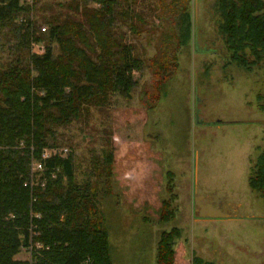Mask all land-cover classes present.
I'll return each instance as SVG.
<instances>
[{"label": "rangeland", "instance_id": "obj_1", "mask_svg": "<svg viewBox=\"0 0 264 264\" xmlns=\"http://www.w3.org/2000/svg\"><path fill=\"white\" fill-rule=\"evenodd\" d=\"M171 2L137 0L132 11L145 20L140 35L117 22L122 42L141 61L130 98L113 94L108 105L86 107L80 118L54 125L44 151L70 158L72 182L92 189L97 218L112 246V264H156L162 234L176 228L175 264H191L193 258L264 264V203L248 186L264 152V67L246 72L231 60L217 28L216 0H177V7ZM20 4L30 7L26 18L47 29L51 19L82 20L84 5L100 8L84 0ZM181 10L189 15L190 34L180 45L176 17ZM43 34L41 42L25 49L15 27L0 28V73L27 63L31 55L42 56L47 46L57 55V44L48 42L47 31ZM164 36L171 40L172 64L165 77L155 78L149 61ZM158 79L162 83L156 89ZM108 154L110 173L104 161ZM60 173L57 168L50 177L60 178ZM195 196L208 197L207 203L212 197L223 199L225 211L234 214L220 210L218 215L231 217L197 219ZM163 202L173 216L161 220ZM14 258L30 261L31 255L21 249Z\"/></svg>", "mask_w": 264, "mask_h": 264}, {"label": "trees", "instance_id": "obj_2", "mask_svg": "<svg viewBox=\"0 0 264 264\" xmlns=\"http://www.w3.org/2000/svg\"><path fill=\"white\" fill-rule=\"evenodd\" d=\"M84 1L98 3L100 8L84 5L82 20L51 19L46 22L48 29L42 31L26 18L29 6L20 0H0V28L15 27L20 47L28 49L41 42L39 35L47 31L48 42L56 43L59 50L54 55L47 46L42 56L31 55L27 63L17 62L0 73V264L113 262L92 189L72 182L70 158L42 159L54 125L80 118L86 107L108 105L113 94L129 99L136 84L133 72L140 69L141 61L132 55V47L122 42L123 35L116 27L118 22L130 33L142 34L145 20L132 11L137 0ZM176 2L171 4L177 7ZM214 7L219 15L217 28L231 60L246 72L263 68L264 0H216ZM176 20L177 43L181 45L189 39V15L181 10ZM170 42V37L160 38L161 48L149 61L155 78L170 71ZM161 83L158 79L156 89ZM104 161L110 173L111 154ZM33 162L42 163L43 171L34 172ZM255 167L248 186L264 203V152ZM57 168L60 178L52 179ZM162 205L161 220L167 214L171 218L172 212L165 210L168 203ZM179 234L178 228L162 234L156 264L176 263L172 238L178 239ZM21 249L30 252V261L14 258ZM191 264L212 263L193 258Z\"/></svg>", "mask_w": 264, "mask_h": 264}, {"label": "water", "instance_id": "obj_3", "mask_svg": "<svg viewBox=\"0 0 264 264\" xmlns=\"http://www.w3.org/2000/svg\"><path fill=\"white\" fill-rule=\"evenodd\" d=\"M203 51H207V50H203ZM205 200L206 199L204 197H202V196H195V198H194L195 217L199 218V219H204V218H207V217H210V218L222 217L221 215H218L216 213L217 210L215 211L214 209H212V205H208V207H206L207 205H205L206 204Z\"/></svg>", "mask_w": 264, "mask_h": 264}, {"label": "flooded vegetation", "instance_id": "obj_4", "mask_svg": "<svg viewBox=\"0 0 264 264\" xmlns=\"http://www.w3.org/2000/svg\"><path fill=\"white\" fill-rule=\"evenodd\" d=\"M205 197V196H204ZM208 197H205V199H207ZM210 200H212V201H210V203H207V202H205L206 204L205 205H207L206 207H208V205H212L213 207H215L216 208V210L218 211V212H220V210L221 211H224V212H230V211H225V210H228V205L226 204V201L224 200L223 201V199H218V198H214V197H212V198H210ZM205 208V207H204ZM224 209V210H223ZM205 210V209H204ZM216 211V212H217ZM230 213H232V211L230 212ZM227 214V213H226ZM226 214H224L223 216H222V214H221V216L222 217H220V218H230L234 213H232L231 214V216L230 215H226ZM197 219H199V218H197ZM204 219H206V218H204Z\"/></svg>", "mask_w": 264, "mask_h": 264}, {"label": "built area", "instance_id": "obj_5", "mask_svg": "<svg viewBox=\"0 0 264 264\" xmlns=\"http://www.w3.org/2000/svg\"><path fill=\"white\" fill-rule=\"evenodd\" d=\"M45 30H46V28L43 27V28H42V31H45ZM49 157H50V155L47 154L46 151L42 154V159H43V160H44V159H47V158H49ZM32 166H33V171H34V172H42V171H43V168H42V164H41V163L33 162Z\"/></svg>", "mask_w": 264, "mask_h": 264}, {"label": "bare ground", "instance_id": "obj_6", "mask_svg": "<svg viewBox=\"0 0 264 264\" xmlns=\"http://www.w3.org/2000/svg\"><path fill=\"white\" fill-rule=\"evenodd\" d=\"M50 155V154H49ZM51 156V155H50ZM42 164V163H41Z\"/></svg>", "mask_w": 264, "mask_h": 264}]
</instances>
